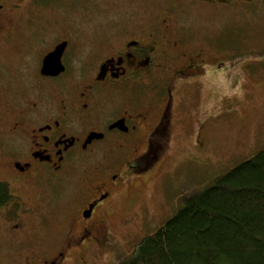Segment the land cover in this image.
Instances as JSON below:
<instances>
[{
  "label": "flooded vegetation",
  "instance_id": "af4514ba",
  "mask_svg": "<svg viewBox=\"0 0 264 264\" xmlns=\"http://www.w3.org/2000/svg\"><path fill=\"white\" fill-rule=\"evenodd\" d=\"M92 1L0 0V264H89L97 251L118 250L131 232L114 238L109 226L118 192L164 163L174 93L187 91L178 85L200 84L225 56L226 0H99L118 12L93 33L78 25L54 34L57 22L30 19L25 44H12L13 16L27 5ZM59 45L63 70L44 74ZM222 117L198 122L193 155L206 157Z\"/></svg>",
  "mask_w": 264,
  "mask_h": 264
},
{
  "label": "rangeland",
  "instance_id": "374dc122",
  "mask_svg": "<svg viewBox=\"0 0 264 264\" xmlns=\"http://www.w3.org/2000/svg\"><path fill=\"white\" fill-rule=\"evenodd\" d=\"M94 1L88 6L59 5L58 9L27 5L13 16L16 26L12 44H25L29 34L27 24L33 19H44L38 21L40 24L57 22L59 27L52 29L54 34H60L62 27L78 25L82 33H93L91 28L109 19L116 9ZM156 1L164 0H146V4ZM248 1L252 5L228 1L224 6L221 21L224 32L219 37L225 48L222 65L212 66L214 73L203 77L200 84L193 85L191 80L187 85H178V90L187 91L174 93V101L178 98L180 101H176L179 105L175 108L172 142L164 163L144 180L130 178L127 188L118 192L109 226L114 238L120 237L122 229L131 230L126 242L116 251L95 252L88 258L89 264H120L144 236L175 214L187 198L264 149V4ZM33 28L37 30L40 26L35 24ZM211 113L223 116L218 123L220 127L212 131L215 139L211 149L205 150L206 157H196L191 143L195 130L198 122ZM225 117L230 122L221 123ZM70 191L71 184L65 188V197ZM131 217V221L124 223L125 218Z\"/></svg>",
  "mask_w": 264,
  "mask_h": 264
},
{
  "label": "trees",
  "instance_id": "16d2710c",
  "mask_svg": "<svg viewBox=\"0 0 264 264\" xmlns=\"http://www.w3.org/2000/svg\"><path fill=\"white\" fill-rule=\"evenodd\" d=\"M120 264H264V149L187 198Z\"/></svg>",
  "mask_w": 264,
  "mask_h": 264
},
{
  "label": "water",
  "instance_id": "95a60500",
  "mask_svg": "<svg viewBox=\"0 0 264 264\" xmlns=\"http://www.w3.org/2000/svg\"><path fill=\"white\" fill-rule=\"evenodd\" d=\"M61 49L62 45L57 46L53 52L44 58L42 63V72L44 74H58L63 70L59 60Z\"/></svg>",
  "mask_w": 264,
  "mask_h": 264
}]
</instances>
